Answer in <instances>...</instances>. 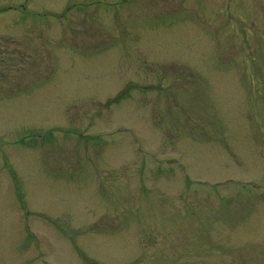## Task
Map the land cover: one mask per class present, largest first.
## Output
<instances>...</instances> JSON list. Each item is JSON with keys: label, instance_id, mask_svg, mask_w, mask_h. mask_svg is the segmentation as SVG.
<instances>
[{"label": "rangeland", "instance_id": "obj_1", "mask_svg": "<svg viewBox=\"0 0 264 264\" xmlns=\"http://www.w3.org/2000/svg\"><path fill=\"white\" fill-rule=\"evenodd\" d=\"M0 264H264V0H0Z\"/></svg>", "mask_w": 264, "mask_h": 264}]
</instances>
